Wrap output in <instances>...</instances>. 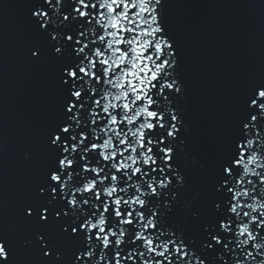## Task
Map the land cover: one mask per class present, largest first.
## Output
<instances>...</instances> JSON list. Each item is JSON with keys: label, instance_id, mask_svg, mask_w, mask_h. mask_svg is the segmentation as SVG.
<instances>
[{"label": "snow or ice", "instance_id": "obj_1", "mask_svg": "<svg viewBox=\"0 0 264 264\" xmlns=\"http://www.w3.org/2000/svg\"><path fill=\"white\" fill-rule=\"evenodd\" d=\"M168 0H26L24 61L55 96L38 141L0 128V164L43 157L3 211L0 264H264V77L226 129L194 136Z\"/></svg>", "mask_w": 264, "mask_h": 264}, {"label": "water", "instance_id": "obj_2", "mask_svg": "<svg viewBox=\"0 0 264 264\" xmlns=\"http://www.w3.org/2000/svg\"><path fill=\"white\" fill-rule=\"evenodd\" d=\"M26 0H0V128L18 144L38 141L55 96L48 70L24 61L34 38ZM166 16L181 52L180 71L195 137L207 143L223 132L245 85L264 77V0H168ZM43 157L0 164L5 220L23 234L15 208L39 177Z\"/></svg>", "mask_w": 264, "mask_h": 264}]
</instances>
